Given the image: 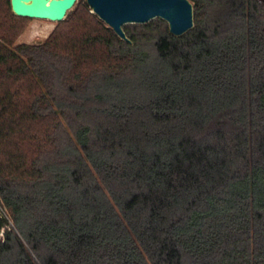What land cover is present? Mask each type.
I'll use <instances>...</instances> for the list:
<instances>
[{
    "label": "trees",
    "instance_id": "obj_1",
    "mask_svg": "<svg viewBox=\"0 0 264 264\" xmlns=\"http://www.w3.org/2000/svg\"><path fill=\"white\" fill-rule=\"evenodd\" d=\"M190 1L130 42L86 2L0 20V264H264V8Z\"/></svg>",
    "mask_w": 264,
    "mask_h": 264
},
{
    "label": "water",
    "instance_id": "obj_2",
    "mask_svg": "<svg viewBox=\"0 0 264 264\" xmlns=\"http://www.w3.org/2000/svg\"><path fill=\"white\" fill-rule=\"evenodd\" d=\"M76 0H10L14 14L50 21H61ZM96 14L123 40L130 42L122 26L144 24L161 18L169 32L181 36L193 27V5L190 0H86Z\"/></svg>",
    "mask_w": 264,
    "mask_h": 264
},
{
    "label": "rangeland",
    "instance_id": "obj_3",
    "mask_svg": "<svg viewBox=\"0 0 264 264\" xmlns=\"http://www.w3.org/2000/svg\"><path fill=\"white\" fill-rule=\"evenodd\" d=\"M85 2L86 0H76L73 9L79 6L83 7ZM259 2L264 8V0H259ZM88 11L91 12V10ZM4 16H6L7 22L9 21L11 23H14V25H16V27L18 28L17 36L14 38L11 47H14L18 44H36L43 42L51 32L61 26L60 23L62 22L37 18L17 19L13 16L12 11L7 8L6 0H0V20H3ZM127 24L132 25L138 23ZM165 25H167L168 27V24L165 23L162 24V27H165ZM3 27L6 30V24H4ZM1 218L7 222L5 227L13 228L12 220L6 208H4V206L2 205V202H0V219Z\"/></svg>",
    "mask_w": 264,
    "mask_h": 264
},
{
    "label": "built area",
    "instance_id": "obj_4",
    "mask_svg": "<svg viewBox=\"0 0 264 264\" xmlns=\"http://www.w3.org/2000/svg\"><path fill=\"white\" fill-rule=\"evenodd\" d=\"M3 236V229L0 230V238Z\"/></svg>",
    "mask_w": 264,
    "mask_h": 264
}]
</instances>
